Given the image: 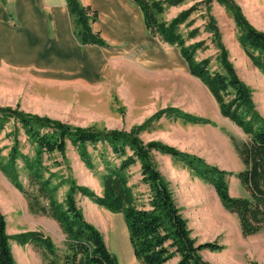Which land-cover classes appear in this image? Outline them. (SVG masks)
I'll list each match as a JSON object with an SVG mask.
<instances>
[{"label": "rangeland", "instance_id": "374dc122", "mask_svg": "<svg viewBox=\"0 0 264 264\" xmlns=\"http://www.w3.org/2000/svg\"><path fill=\"white\" fill-rule=\"evenodd\" d=\"M161 1L163 11L160 18L166 23L179 13L188 10L185 18L177 24L176 32L183 39L184 46L191 50L196 62L207 60V68L211 74L224 73L218 58L221 45L237 76L248 87L250 82H259L260 77L264 78V71L255 66L247 54L240 40L241 30L236 25L232 13L223 3L217 0H174L173 3L169 0ZM233 1L239 6L248 23L256 30L264 32V0ZM78 2L80 3L79 0ZM3 7L13 12L12 0H4ZM212 23L217 28L218 37L213 32ZM147 40L152 42L157 52L169 54L170 60H173L171 67L147 69L138 67L132 62L136 54H140L144 47L149 45L146 42L139 43L129 52L119 54V59L108 62L97 74V78H94L96 75L93 72L92 79L88 81L59 78L56 72L38 69L35 65L7 64L1 59L2 52H0V107L46 116L70 126H93L100 130L117 129L127 132L134 126H140L138 136L144 143L159 141L197 157L212 154V151L211 146L208 148L204 143H200V135L194 134L196 131L212 139L216 136L212 134L211 129H218L230 142L232 138L238 142H242L240 141L242 137L247 140V134L243 132V135H240L237 129H233L234 126H238L228 118L222 115L225 120L218 117L219 109L216 102L211 110L208 108L210 111L207 113L200 111L201 108H196L194 95L200 94L201 91L206 92V86L199 78L190 74L188 66L187 77L179 72V67L175 63V58L181 56L179 47L163 42L158 36H150ZM105 51L107 55L114 52L109 49ZM251 52L253 55L258 54L257 51ZM154 54L156 56V53ZM260 73L262 76L259 75ZM232 97L233 91L230 88L228 94H222L225 102ZM167 108L180 110L207 122H190L174 111H165L160 116H156L157 112ZM13 146L16 148L13 166L22 188L26 192L36 193L37 187L29 185L28 182L25 158L32 160L36 154H39L40 162L44 167L43 177L50 176L51 183L58 185L55 193L58 201L64 200L71 180L76 185L87 187L101 196L102 176L117 168L121 160L131 154L128 148H125V156H120L113 153L106 143H87L85 149L92 163V167L88 168L80 158L78 148L69 141L66 142L63 153L58 151L48 153L43 150L38 152L36 143L25 133L22 124L13 117L0 113V163L7 162ZM150 154L159 172L160 167L164 169L169 164L168 160H164V155H167L173 164H183L192 180L194 177L201 180L182 160L156 150H151ZM210 157L200 156L205 163L207 159H211ZM242 169L243 167L240 170ZM123 172L127 176V184L132 190L136 205L147 208L150 190L148 185L141 181L138 160ZM160 174L165 179L161 172ZM234 175L236 173L231 172L226 176L230 196L238 191L241 196H245L244 188ZM233 177L237 182H234ZM167 183L169 186L168 181ZM172 196L176 205L181 203L175 190ZM83 197L85 196L80 191H74L78 208ZM28 202L27 193L19 190L0 168V211L5 218L6 226L14 227L15 216L18 215L20 219L23 214H27L25 207L26 205L28 207ZM41 202L46 203L44 200ZM195 204L197 203L188 202L179 206L182 208L181 214L187 221L191 237L197 244L216 242L222 245V249L218 251L201 250L202 258L210 257L203 258L204 260L211 264H228L225 262L227 261L225 257H213L215 253L222 252L226 255L231 254L230 256L239 262L238 264H264V228L250 237H244L240 234L238 218L234 219L232 213L217 209L213 204H210L208 211L210 216H214L215 222L206 218L201 223L202 216L193 215L194 212H200L194 207ZM99 210L102 215L99 212V214L90 213L93 222L89 223L99 230L109 252L116 257L119 264H141L133 255L123 213L111 212L105 208ZM219 227L225 232L224 230L220 232ZM209 253H212L211 256L208 255Z\"/></svg>", "mask_w": 264, "mask_h": 264}, {"label": "trees", "instance_id": "16d2710c", "mask_svg": "<svg viewBox=\"0 0 264 264\" xmlns=\"http://www.w3.org/2000/svg\"><path fill=\"white\" fill-rule=\"evenodd\" d=\"M66 1L73 34L78 42L81 45H105L99 33L91 29L90 24L95 20L97 13L89 6H82L78 0ZM217 1L230 10L241 30L240 40L252 63L264 71V32L256 30L248 23L233 0ZM131 2L139 7L145 29L149 34L179 47L180 55L187 63L190 74L199 78L207 87L218 104L220 114L247 134L248 138L243 142L232 138L235 151L243 164V169L235 176L246 195L230 196L226 176L231 173L205 163L200 157L181 152L159 141L144 143L138 136L140 126H134L128 132L117 129L100 130L93 126H70L46 116L10 107H0V113L11 116L22 124L25 133L36 143L38 152L43 150L48 153L53 151L63 153L66 142L69 141L78 148L79 156L88 168L92 167V163L85 149L87 143H106L113 153L120 156H125V148H128L131 154L126 155L117 168L102 176L101 196L87 187L76 185L71 180L63 201H58L55 197L58 185L51 183L50 176L43 177L44 167L39 154L32 160L25 158L28 182L29 185L37 187L36 193L26 192L18 181L13 166L16 157L15 146L12 147L7 162L0 163V168L19 190L27 193L31 213L49 216L59 223L66 237L67 252L64 259L67 264H75L79 253L84 255L87 264H119L116 257L107 249L99 230L84 219L81 209L76 205L75 190L108 211L123 213L133 255L141 264H211L202 258L200 251L204 249L218 251L222 249V245L216 242L197 244L191 237L187 221L175 204L167 181L155 168L150 151L156 150L182 160L195 176L213 187L223 208L236 215L242 236L254 235L264 228V118L255 110L251 90L237 76L223 46L219 44L218 56L224 69L223 74L219 72L211 74L207 68V60L196 62L193 59L191 50L184 46L183 39L176 32L177 24L185 18L188 10L166 23L160 18L163 11L161 0ZM211 27L218 37L217 28L213 23ZM250 50L257 51L258 54L253 55ZM229 88L233 91V97L225 102L222 94H228ZM165 111H174L190 122H207L205 119L171 108L157 112L156 116ZM136 160L140 163L141 181L147 184L150 190L147 208L136 205L132 190L127 184V176L123 172ZM17 238L20 242L31 241L33 245L43 248L47 252L48 256L45 257L49 264H53L50 257L54 254V246L48 238L37 232L19 234ZM9 239L5 218L0 211V264H16L11 254Z\"/></svg>", "mask_w": 264, "mask_h": 264}, {"label": "crops", "instance_id": "0c3cea01", "mask_svg": "<svg viewBox=\"0 0 264 264\" xmlns=\"http://www.w3.org/2000/svg\"><path fill=\"white\" fill-rule=\"evenodd\" d=\"M79 1L82 6H89L92 11L97 13L95 20L90 25L94 32L99 33L105 45H81L78 42L73 34L72 20L66 0H12L13 12L5 9L4 2L0 0L1 59L7 64L35 65L38 69L56 72L59 78H67L71 81H88L92 79L93 72L96 75L94 78H97V74L105 68L108 62L119 59V54L129 52L139 43L146 42L149 45L144 47L140 54H136L135 60L132 62H135L138 67L147 69L171 67L173 60H170L169 54L157 52L152 42L147 40L152 35L145 29L139 7L131 0ZM106 49L114 52L107 55ZM181 57H176L175 63L179 67V72L187 77V63ZM259 75L262 76L261 73ZM249 87L254 108L264 118L263 76L260 77L259 82H250ZM194 99L196 108H201L200 111L206 113L212 109L216 102L207 87L206 92L201 91L200 94H195ZM198 113L201 114V112ZM217 115L220 119H226L218 111ZM195 125L201 126V124ZM234 127L233 129H237L236 131L243 135V131L239 127ZM211 130L216 138L210 139L206 135H201L200 131L194 133L195 136L200 135V143H204L208 148L211 146L212 154L200 156L204 158L211 156V159H207L206 163L237 174L243 164L232 141L230 142L218 129ZM240 141L246 140L242 137ZM164 160H168L169 164L164 169L160 167L159 170L169 182L172 192L175 190L181 201L180 204L197 203L194 207H197L200 212H194V217L201 215V223L206 218L215 222L214 216H210L208 211L210 204L215 205L217 209L226 210L219 202L213 187L195 177L192 180L187 168L180 163L173 164L170 162L169 156L164 155ZM233 180L234 182L238 181L234 177ZM232 196L239 197L241 195L238 191ZM180 204L177 206H181ZM98 207L86 196L79 202L83 217L88 222H93L90 213H101L99 209H103V207H99V209ZM25 208H27V214H23L20 219L15 213L14 227L6 226V233L10 236L9 246L15 263L49 264V260L45 257L48 256L47 252L43 248L33 245L31 241L20 242L17 238L19 234L37 232L48 238L53 244L54 254L50 257L53 264H67L64 259L67 252L66 237L59 223L49 216L31 213L27 205ZM179 208L182 212V208ZM233 216L234 219L237 218L235 214ZM219 228L220 232L224 230L222 227ZM211 254L208 255L211 256ZM230 255L221 252L220 254L215 253L213 257H225L227 258L225 262L228 264H238L239 262ZM75 264H87L83 254H77Z\"/></svg>", "mask_w": 264, "mask_h": 264}, {"label": "bare ground", "instance_id": "6f19581e", "mask_svg": "<svg viewBox=\"0 0 264 264\" xmlns=\"http://www.w3.org/2000/svg\"><path fill=\"white\" fill-rule=\"evenodd\" d=\"M38 39V38H37ZM49 51V50H48ZM88 72V71H87Z\"/></svg>", "mask_w": 264, "mask_h": 264}]
</instances>
